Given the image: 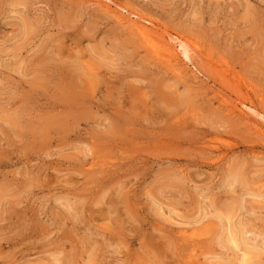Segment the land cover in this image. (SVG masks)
I'll return each mask as SVG.
<instances>
[{
  "label": "rangeland",
  "instance_id": "rangeland-1",
  "mask_svg": "<svg viewBox=\"0 0 264 264\" xmlns=\"http://www.w3.org/2000/svg\"><path fill=\"white\" fill-rule=\"evenodd\" d=\"M229 226L264 264V0H0V264L234 262Z\"/></svg>",
  "mask_w": 264,
  "mask_h": 264
},
{
  "label": "bare ground",
  "instance_id": "bare-ground-1",
  "mask_svg": "<svg viewBox=\"0 0 264 264\" xmlns=\"http://www.w3.org/2000/svg\"><path fill=\"white\" fill-rule=\"evenodd\" d=\"M140 32L144 35V37L146 38V40H148V41H151V37H150V35H149V33L146 31V30H144V29H142V28H140ZM179 43V42H178ZM155 44V43H154ZM160 45V44H159ZM161 46V45H160ZM179 46H180V49L182 50V53L184 52V46H183V44L182 43H180L179 44ZM160 48V47H159ZM163 48V47H162ZM155 50V49H154ZM162 50V49H161ZM160 50V51H161ZM164 50V49H163ZM81 72V71H80ZM78 78V77H77ZM77 81V80H76ZM68 85V84H67ZM72 91V90H71ZM236 176V175H235ZM235 178V177H234ZM236 179V178H235ZM234 181V180H233ZM235 184V183H234ZM258 196V195H257ZM258 197H261V196H258ZM254 198V197H253ZM255 199H256V196H255ZM261 199V198H260ZM259 200V199H258ZM221 219V218H220ZM225 219V218H224ZM223 219V220H224ZM230 225V224H229ZM231 226V225H230ZM229 226V229H228V227L227 228H224V230L225 229H227L228 230V236H227V243H229V246L231 245L232 246V248H234L238 253L240 252V254H238V253H236V252H234V250H233V252L235 253V255L237 254V256H235V261L233 262V260H231V262H229L230 261V258L226 255V254H224V255H226L227 257L226 258H223L224 256H220V258H219V260L221 261V264H222V262L224 263V264H256L255 263V261H254V258L256 257V256H258V254H260V252H259V246L257 247L254 243H253V245H251V244H249V240L251 241L252 239H250V238H248L247 239V237L245 238L244 237V233L243 232H240L241 230L239 229V231H234L233 229H231V227ZM223 227H224V225H223ZM222 227V228H223ZM223 231V230H222ZM224 232H226V231H224ZM223 232V233H224ZM245 232V231H244ZM246 233V232H245ZM225 235V234H224ZM247 239V240H246ZM253 240H255V238L253 239ZM226 242V241H225ZM262 242H264V240L262 241ZM230 246V247H231ZM264 247V246H263ZM262 248V247H261ZM252 249V250H251ZM253 249L255 250V252H252L253 251ZM257 251V252H256ZM262 252H263V250H262ZM232 255H233V253H232ZM214 256H216V255H214ZM231 256V255H230ZM232 257H234V256H232ZM214 258V257H213ZM222 259H226V260H224V261H222ZM219 261V262H220ZM216 262H218V261H216ZM258 263V262H257ZM260 263V262H259ZM258 263V264H259Z\"/></svg>",
  "mask_w": 264,
  "mask_h": 264
}]
</instances>
